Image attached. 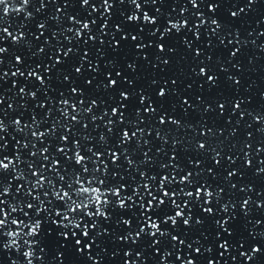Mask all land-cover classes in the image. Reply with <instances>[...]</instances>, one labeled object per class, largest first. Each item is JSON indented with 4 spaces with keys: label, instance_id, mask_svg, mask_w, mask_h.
<instances>
[{
    "label": "snow or ice",
    "instance_id": "6c2138e0",
    "mask_svg": "<svg viewBox=\"0 0 264 264\" xmlns=\"http://www.w3.org/2000/svg\"><path fill=\"white\" fill-rule=\"evenodd\" d=\"M0 264H264V0H0Z\"/></svg>",
    "mask_w": 264,
    "mask_h": 264
}]
</instances>
